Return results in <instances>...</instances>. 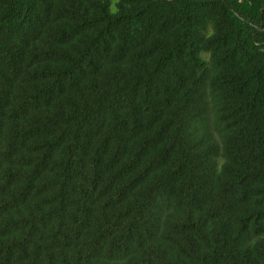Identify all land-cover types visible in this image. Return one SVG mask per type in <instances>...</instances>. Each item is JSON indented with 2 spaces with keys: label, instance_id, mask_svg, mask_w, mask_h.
Listing matches in <instances>:
<instances>
[{
  "label": "trees",
  "instance_id": "trees-1",
  "mask_svg": "<svg viewBox=\"0 0 264 264\" xmlns=\"http://www.w3.org/2000/svg\"><path fill=\"white\" fill-rule=\"evenodd\" d=\"M0 264H264V0H0Z\"/></svg>",
  "mask_w": 264,
  "mask_h": 264
}]
</instances>
